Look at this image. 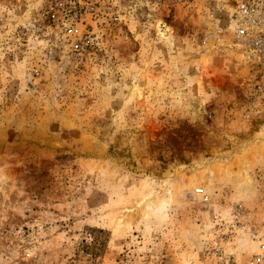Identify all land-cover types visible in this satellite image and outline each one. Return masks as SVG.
Returning a JSON list of instances; mask_svg holds the SVG:
<instances>
[{
	"label": "rangeland",
	"instance_id": "374dc122",
	"mask_svg": "<svg viewBox=\"0 0 264 264\" xmlns=\"http://www.w3.org/2000/svg\"><path fill=\"white\" fill-rule=\"evenodd\" d=\"M89 1L0 0V264H208L214 216L248 252L264 69L205 0Z\"/></svg>",
	"mask_w": 264,
	"mask_h": 264
},
{
	"label": "built area",
	"instance_id": "2783aa9c",
	"mask_svg": "<svg viewBox=\"0 0 264 264\" xmlns=\"http://www.w3.org/2000/svg\"><path fill=\"white\" fill-rule=\"evenodd\" d=\"M205 1L223 15L227 31L241 54L264 69V0ZM85 3L90 5L89 0H85ZM87 9L93 10V7ZM203 225L209 232L206 250L208 264H264V223L259 228L253 226L254 230L248 233L253 245L246 253L242 252V245L237 248L238 243L234 241V238L241 240L243 231L235 233L232 225L225 228L224 220L218 216H214L213 223Z\"/></svg>",
	"mask_w": 264,
	"mask_h": 264
},
{
	"label": "bare ground",
	"instance_id": "6f19581e",
	"mask_svg": "<svg viewBox=\"0 0 264 264\" xmlns=\"http://www.w3.org/2000/svg\"><path fill=\"white\" fill-rule=\"evenodd\" d=\"M168 26L166 25V23H164L163 21H158L156 23V30L157 32L162 35V36H166L168 35Z\"/></svg>",
	"mask_w": 264,
	"mask_h": 264
}]
</instances>
